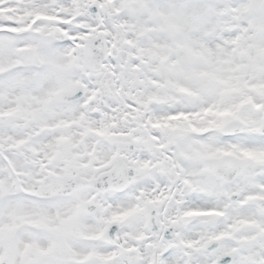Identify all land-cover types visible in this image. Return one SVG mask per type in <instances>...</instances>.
Listing matches in <instances>:
<instances>
[{
    "label": "snow or ice",
    "instance_id": "snow-or-ice-1",
    "mask_svg": "<svg viewBox=\"0 0 264 264\" xmlns=\"http://www.w3.org/2000/svg\"><path fill=\"white\" fill-rule=\"evenodd\" d=\"M0 264H264V0H0Z\"/></svg>",
    "mask_w": 264,
    "mask_h": 264
}]
</instances>
